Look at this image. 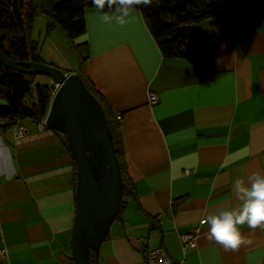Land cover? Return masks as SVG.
Wrapping results in <instances>:
<instances>
[{"label": "crops", "instance_id": "1", "mask_svg": "<svg viewBox=\"0 0 264 264\" xmlns=\"http://www.w3.org/2000/svg\"><path fill=\"white\" fill-rule=\"evenodd\" d=\"M235 7L238 22L207 21L214 38L195 58L162 55L138 9L123 26L85 9V31L74 40L87 43L85 73L120 114L135 189L97 264H145L142 243L161 246L176 264H264V228L244 225L250 243L232 252L210 241L201 223L240 207L237 179L264 174V0H235ZM19 122L28 129L22 137L0 120V225L10 264H75L72 158L61 132ZM190 231L195 244L182 249L178 235Z\"/></svg>", "mask_w": 264, "mask_h": 264}, {"label": "trees", "instance_id": "2", "mask_svg": "<svg viewBox=\"0 0 264 264\" xmlns=\"http://www.w3.org/2000/svg\"><path fill=\"white\" fill-rule=\"evenodd\" d=\"M89 7L95 8L91 0H0V50L12 59L43 61L39 54L38 40L32 34L34 19L41 17L44 20L46 35L53 29L60 31L66 48L75 59L74 71L101 104L112 133L122 177V199L116 219L125 197H134L135 189L126 170L119 132L120 117L114 115L85 73L87 43H76L74 40L85 31L84 11ZM137 9L161 54L168 57L199 56L200 45L214 38L211 30L201 28L203 20L208 19L211 23L240 20L235 0H152L150 7L141 6ZM104 11L108 9L105 8ZM62 70L70 71L66 68ZM39 76L47 77L18 72L0 63V120L4 121L2 125L12 126L22 119H30L35 123L45 115L52 88L46 81L35 78ZM61 135V140L72 158L75 184V162L64 134ZM89 259L90 264H97V258L92 252Z\"/></svg>", "mask_w": 264, "mask_h": 264}, {"label": "water", "instance_id": "3", "mask_svg": "<svg viewBox=\"0 0 264 264\" xmlns=\"http://www.w3.org/2000/svg\"><path fill=\"white\" fill-rule=\"evenodd\" d=\"M0 63L58 84L45 124L64 134L75 162L70 252L75 264H90V252L98 257L122 199L121 172L102 106L77 72L66 73L43 61L12 59L1 50Z\"/></svg>", "mask_w": 264, "mask_h": 264}, {"label": "clouds", "instance_id": "4", "mask_svg": "<svg viewBox=\"0 0 264 264\" xmlns=\"http://www.w3.org/2000/svg\"><path fill=\"white\" fill-rule=\"evenodd\" d=\"M92 5L103 13L101 19L106 24L115 22L119 26L127 23V18L138 7H150L152 0H91ZM105 8L108 9L105 12ZM236 197L241 201L238 209H222L208 215L202 223L209 226L208 239L223 246L226 251H238L250 243L242 235L244 225L251 230L264 228V174L253 172L247 183L237 179L234 184Z\"/></svg>", "mask_w": 264, "mask_h": 264}, {"label": "built area", "instance_id": "5", "mask_svg": "<svg viewBox=\"0 0 264 264\" xmlns=\"http://www.w3.org/2000/svg\"><path fill=\"white\" fill-rule=\"evenodd\" d=\"M49 81L50 83L53 84V90L51 92L52 95L53 92L57 89L58 84L52 81L51 79H49ZM148 101L149 103H155L157 101V95L154 92H149ZM114 115L116 117L120 116V114L117 112H115ZM36 127L38 130L47 128L45 124V115L36 122ZM13 129L16 137H22L28 131L27 127L24 124H21L19 121H16L13 124ZM203 220L204 219L201 220V223ZM178 237L183 249L187 245L194 246L195 239L197 237V232L190 231V232L179 233ZM139 250L145 264H176L161 246L149 247L146 245V243H142L139 246ZM0 264H10L8 250L5 245V240L3 237V231L1 225H0Z\"/></svg>", "mask_w": 264, "mask_h": 264}, {"label": "rangeland", "instance_id": "6", "mask_svg": "<svg viewBox=\"0 0 264 264\" xmlns=\"http://www.w3.org/2000/svg\"><path fill=\"white\" fill-rule=\"evenodd\" d=\"M208 19L201 22V28L206 27ZM45 22L41 17H36L33 22V37L38 40L39 54L43 62L52 64L60 69L73 67L75 59L70 54L65 46V42L58 29L51 30L47 35L44 31ZM74 72V71H70ZM69 73V72H66ZM37 80L44 81L47 79L48 85L51 86V92L53 90V84L50 83L49 78H43V76L35 77Z\"/></svg>", "mask_w": 264, "mask_h": 264}]
</instances>
